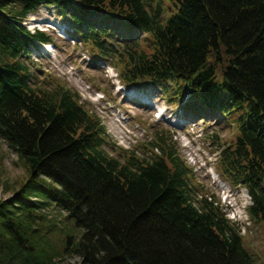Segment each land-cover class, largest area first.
Instances as JSON below:
<instances>
[{
	"label": "trees",
	"instance_id": "trees-1",
	"mask_svg": "<svg viewBox=\"0 0 264 264\" xmlns=\"http://www.w3.org/2000/svg\"><path fill=\"white\" fill-rule=\"evenodd\" d=\"M39 1L0 0V9H31ZM171 1L178 12L164 27L141 0H77L75 6L84 14L114 11L152 31L150 55L125 47V82L143 74L174 77L192 81V90L206 94L210 106L217 100L229 106L236 98L231 112L246 115L233 114L237 138L220 145L218 166L248 189L252 220L264 221V0ZM1 70L12 92H0V136L25 169L19 186L39 175L61 185L54 199L75 232L57 236L62 231L28 211L32 203L18 190L0 201V264H60L76 256L80 264H253L218 209L205 199L193 206L191 168L164 132L156 131L159 154H130L121 163L101 149L102 127L84 118L68 91L23 93L13 67ZM34 190L28 186L26 192Z\"/></svg>",
	"mask_w": 264,
	"mask_h": 264
},
{
	"label": "rangeland",
	"instance_id": "rangeland-1",
	"mask_svg": "<svg viewBox=\"0 0 264 264\" xmlns=\"http://www.w3.org/2000/svg\"><path fill=\"white\" fill-rule=\"evenodd\" d=\"M34 15L36 18L44 20V23L47 22V24L44 25L38 24V27L48 29V33L54 37L55 41L53 46L56 48L53 57H49L52 53L47 55L44 54V57L47 58L40 59L36 53L32 52L30 56L26 58L32 75L38 77L40 80L46 81L47 83L51 81V78L47 75H55L61 80L65 81L73 91L78 93L83 106H85L92 113H95L101 119V122L106 129V134L108 135L110 143V147H105V151L108 154L115 156L119 153L120 149H125L134 150L136 154L142 155L136 141L139 139L144 143L151 141V126L155 128H165L168 134L173 135V139L177 142L178 148L180 149V154L182 155L183 159H186L187 162L189 161L190 165H194V177L197 183L203 186L205 191H209L210 194H213L219 199L222 193L219 190L218 185L213 183L208 177L207 168L208 165L213 164L215 161L217 148L210 140L206 138V135H213L216 133L218 134L219 139L229 140L230 138H233L235 132L233 127L227 126L228 124H220L218 120H213L212 116L206 120H203L199 117L200 115L195 116L194 110L191 109L190 111L192 120H189L185 117V112L182 109L183 102H181L177 106L168 105L167 107L169 121H176L180 124L188 123V126L186 127L187 130L182 129V131H179V129L173 128L163 118H158L153 112H147V109L138 106H132L130 107L128 113L135 115L136 117L140 116L143 121H146V124L142 123L137 118L136 121L140 127L138 130H134V135L132 137L124 136V139L120 138L118 135L119 129H115L114 122L110 120V118L106 117V111L104 110L103 105H101L99 102H94V100L89 98L90 95L95 93L94 87L89 89V86H86H91V82L92 84L93 82H96L99 85L100 90L104 92L108 98L111 100L115 99L112 96V82H110V78L107 76L104 68L94 69V67L91 66L93 69L87 68L88 71L85 73L81 71V69H85V67L78 61L76 52L77 50L83 51V47H81L79 43H76L78 46H75V44L60 39L58 36H56V30L50 28V26L55 27L54 24L62 21L57 17L55 10L41 7ZM34 15L28 17L29 20H27L25 24L26 27L31 26L30 20ZM73 45L75 46L74 48L72 47ZM105 64L106 63H103V66H105ZM87 76L91 77V80H89ZM49 88L51 89L52 87L49 86ZM153 90L157 91L155 88H153ZM158 102L164 104L166 103V101L162 98ZM136 109L140 110L137 112ZM122 126L124 128H132L133 123H122ZM201 128H203L202 131L200 130ZM182 134H188L189 136L191 135V137H195L196 139L194 140H192L191 137L188 138L191 142V145H193L194 148H198L200 152L195 149L193 151V156L186 157L187 151L182 146L186 140L181 139ZM182 138L185 137L182 136ZM157 151L159 152V150ZM16 160V155L8 149L4 142L0 140V199L8 197L10 195V191H7V189L12 186L16 187L23 179L22 166L20 163L16 162ZM233 191L234 192L231 193V198L236 200V202L241 205L240 211H245L244 207L248 205L249 200L245 196L243 200H240V195L242 194V189L240 187H233ZM219 201L223 211H228L226 208L227 206H224L221 203L222 199H219ZM50 211L51 210H48L47 212L49 213ZM248 223L249 221L247 224ZM259 223L260 224H256L255 228L252 230L244 226L243 230L241 231L243 234H246V236L242 238V244L252 257L254 264H264V221H260ZM249 227H252V224H250ZM67 230H70V226ZM79 262L80 258L76 256L68 259L67 262L62 264H79Z\"/></svg>",
	"mask_w": 264,
	"mask_h": 264
},
{
	"label": "bare ground",
	"instance_id": "bare-ground-1",
	"mask_svg": "<svg viewBox=\"0 0 264 264\" xmlns=\"http://www.w3.org/2000/svg\"><path fill=\"white\" fill-rule=\"evenodd\" d=\"M46 50L47 51H50L51 49H49L48 47L46 48ZM33 53H37V54H40L41 52H42V50H39V51H37V50H31ZM44 52H46L45 50H44Z\"/></svg>",
	"mask_w": 264,
	"mask_h": 264
}]
</instances>
